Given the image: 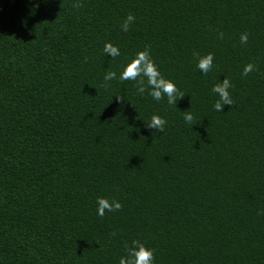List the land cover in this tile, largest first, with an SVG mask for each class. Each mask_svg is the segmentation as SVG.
Instances as JSON below:
<instances>
[{
  "label": "trees",
  "instance_id": "16d2710c",
  "mask_svg": "<svg viewBox=\"0 0 264 264\" xmlns=\"http://www.w3.org/2000/svg\"><path fill=\"white\" fill-rule=\"evenodd\" d=\"M145 46L177 105L103 86ZM133 240L154 264H264V0H0V264H119Z\"/></svg>",
  "mask_w": 264,
  "mask_h": 264
},
{
  "label": "clouds",
  "instance_id": "9594fccd",
  "mask_svg": "<svg viewBox=\"0 0 264 264\" xmlns=\"http://www.w3.org/2000/svg\"><path fill=\"white\" fill-rule=\"evenodd\" d=\"M38 6V5H37ZM74 7H83V4L76 3ZM135 22V16L131 13L125 18L121 25V30L124 32L129 31L132 23ZM219 38L223 39V33H219ZM240 42L242 44L248 43V33H242L240 35ZM103 53L111 58L118 57L120 55V49L114 46L110 42H106L103 47ZM197 58L196 67L205 75H207L213 68L214 55L208 53L204 56H200L198 53H194ZM255 70V65L248 63L245 65L242 71L243 76H248ZM120 81H136V88L139 94H144L148 91V94L156 101H161L167 97V103L169 105H177V102L185 97V94L181 92L176 84L170 79L165 78L159 71L157 65L151 57V52L148 46L141 51H138L135 56L123 67L122 71L117 77L115 71H109L104 75V87L107 89L109 84L107 82L117 80ZM233 87L228 78H224L221 82L216 83L212 92L218 97L214 104V109L218 112H222L225 105L233 106L234 101L230 94V89ZM116 99L123 101V96H118ZM184 120L190 124L193 123L194 116L191 112H184ZM167 121L159 115H153L146 123V126L155 131L163 132ZM123 208L122 203L117 200H109L107 198H97V215L103 217L107 212H116ZM110 235L115 236L116 233ZM126 253L119 259V264H154V251L148 248L144 243L139 240H133L131 244L125 245Z\"/></svg>",
  "mask_w": 264,
  "mask_h": 264
}]
</instances>
